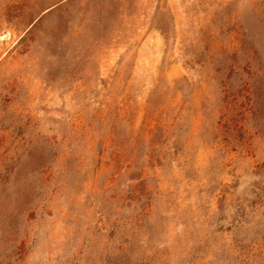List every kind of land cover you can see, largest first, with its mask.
<instances>
[{
    "label": "rangeland",
    "instance_id": "374dc122",
    "mask_svg": "<svg viewBox=\"0 0 264 264\" xmlns=\"http://www.w3.org/2000/svg\"><path fill=\"white\" fill-rule=\"evenodd\" d=\"M0 264H264V0H0Z\"/></svg>",
    "mask_w": 264,
    "mask_h": 264
}]
</instances>
